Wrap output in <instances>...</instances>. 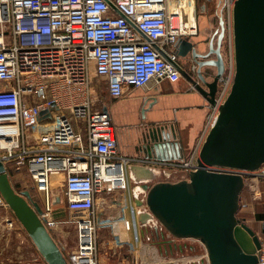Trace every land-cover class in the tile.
I'll return each instance as SVG.
<instances>
[{"label": "built area", "instance_id": "2783aa9c", "mask_svg": "<svg viewBox=\"0 0 264 264\" xmlns=\"http://www.w3.org/2000/svg\"><path fill=\"white\" fill-rule=\"evenodd\" d=\"M234 2L219 0L213 12L216 28L220 18L224 22L228 60L203 118L199 143L215 122L234 76ZM197 13V0H0V161L7 173L25 167L32 185L45 193L40 217L47 229L59 223L48 190L51 181H61L71 212L66 222L75 225L76 233L75 248L65 254L69 264H100L97 229L109 220L97 219L96 195L127 188L133 160L118 152L108 112L93 107L91 70L105 78L112 98L121 97L125 85L178 80L184 58L175 43L198 34ZM186 68L197 78L194 62ZM198 149L186 160L154 161L161 169H154L155 174L176 180L172 176L181 171L179 179L186 178L196 167ZM8 163H13L10 168ZM207 168L240 173L244 184L264 180V163L255 170ZM142 207L149 213L144 203ZM0 208L9 209L1 194ZM152 218L146 221L150 227L165 230ZM167 236L174 243L184 239ZM134 239H140L135 229ZM258 263L264 264L263 243Z\"/></svg>", "mask_w": 264, "mask_h": 264}, {"label": "water", "instance_id": "95a60500", "mask_svg": "<svg viewBox=\"0 0 264 264\" xmlns=\"http://www.w3.org/2000/svg\"><path fill=\"white\" fill-rule=\"evenodd\" d=\"M232 32L233 80L199 146L196 167L186 178L176 180H156L155 172L151 173L150 179L155 180L143 185L145 194L139 205L144 203L170 235L199 240L209 264H259L262 241L237 216L243 176L207 166L255 170L264 163V0H235ZM223 35L220 18L219 27L208 41H202L203 48L187 38L179 37L175 43L179 55L196 65L197 78L186 67H179L182 78L209 104L214 103L217 80L224 69ZM147 131L142 145L146 157L182 158L173 125ZM0 194L44 262L69 264L40 217V205L27 189L15 190L1 161Z\"/></svg>", "mask_w": 264, "mask_h": 264}, {"label": "crops", "instance_id": "0c3cea01", "mask_svg": "<svg viewBox=\"0 0 264 264\" xmlns=\"http://www.w3.org/2000/svg\"><path fill=\"white\" fill-rule=\"evenodd\" d=\"M205 18H207V15H205ZM211 20H213L212 17L206 19V27L204 28L206 31L201 32L202 34L200 33L201 39L198 42H194L200 44V47L203 46L201 43L204 39L208 41V38H210L209 31L211 28L208 25L212 22ZM222 55L224 59L228 60V50L224 43ZM183 60L187 66L189 58H184ZM201 71L214 72L212 68H203ZM103 80L106 85L105 78ZM98 102V110L107 111L111 122L115 126L118 152L133 158L127 168L128 187L116 188L110 192L103 191V193L96 195L97 219L99 221L110 220L100 224L97 229L99 261L100 264L118 261H124L126 264H150L145 259L146 255L143 256L139 251V245L141 246L143 242L147 226L150 227L146 222L150 218H145L142 215L146 211L139 203L143 201L145 194L143 185L153 181L150 178L154 169L161 170L155 166L154 161L157 162L164 159L146 157L145 150L142 148L144 144L143 134L148 132V128L162 126L169 128L170 125H173L176 130L175 140L180 145L182 158L170 160H186L201 144L199 140L202 122L208 111L209 103L191 88V84L182 76L176 81L164 79L159 82H150L142 87L125 85L122 96L118 98H112L106 89L102 97L98 96ZM176 173L179 174H176L175 179H179L182 172L178 171ZM172 178H174V175ZM155 179L160 180L162 178L157 176ZM24 183L25 181L22 183L23 187H27ZM56 184H58L57 180L51 181L50 189L48 190L49 198L50 190ZM31 186L35 194L40 197L43 203L41 209H43L45 193L38 191L32 184ZM56 195L57 198L53 197L55 198V204L52 215L59 223L48 228V230L65 256L67 252L75 248L76 233L74 230V233L67 234V232L62 230L61 226L63 224L68 225L70 223L66 222V220L70 217L71 212L66 208L61 188L56 190ZM126 222L129 224L128 228ZM106 227L111 228L113 238L103 239L102 230ZM134 229L140 236L139 240H134ZM152 230L157 238L155 243L164 250V254L161 252L155 254L151 249L153 254L149 256L156 255L157 264L172 263V257L171 255L167 257V252L170 253L176 248L177 241L174 243L170 236H167V231L165 230L155 229L154 227ZM125 234L126 237L123 238ZM103 244H106L104 249ZM42 264L46 263L42 262Z\"/></svg>", "mask_w": 264, "mask_h": 264}, {"label": "rangeland", "instance_id": "374dc122", "mask_svg": "<svg viewBox=\"0 0 264 264\" xmlns=\"http://www.w3.org/2000/svg\"><path fill=\"white\" fill-rule=\"evenodd\" d=\"M202 3H205V7L202 6ZM218 3L219 0H199V2H197V20L199 32L198 35L190 37L193 42H198V40L201 39V34L206 31V29H204L206 27V19H208V17H213V12L216 10ZM199 5L201 6L199 7ZM201 7L203 8V10H201ZM206 11H208V14L205 13ZM205 15H207V18H205ZM211 21L212 23L208 26L209 28H211L213 33V30H215L216 28L215 26L217 20L213 19ZM211 30L209 31V33L211 32ZM196 45L198 47V45L200 44ZM90 85L93 86L94 89V91H92V97L95 104L94 109H99L98 96L102 97L106 92V85L103 78L95 75L93 73V70H91ZM12 164L13 163H8V168H10ZM9 171L10 172L8 174V177L10 179V182L11 178L19 175L18 173H20V175L25 179L23 180L25 181L24 184L27 185V187L31 186L32 182L30 181L29 174L27 173L25 167H23L20 171H15V169ZM171 179H175V177ZM251 182L256 185H254L253 191L250 190ZM60 183L61 181H58V184H56L49 193L50 199L54 200L53 206L55 204V198H57L56 190L61 188ZM33 196V199L39 202L40 206H42L43 203L40 200V197L37 196L35 192L33 193ZM237 216L241 219L243 218L245 223L256 232V234L264 244V180H248L247 183L244 184L243 190L241 192L240 207L237 211ZM61 228L63 231L67 232V234H72L74 233L75 225L73 223H69L68 225L63 224ZM152 228L153 227L147 226L146 233H144L143 236V242L141 246L139 245V251L143 256L146 255L145 259L150 262V264H157L156 262L158 261L156 259V255H152L151 257L149 256L153 254L151 252V249L155 254H158L159 252L164 254V250L162 248H159L155 243L157 238ZM102 235H104L103 239L114 237L111 234L110 227L104 228V230H102ZM125 237L126 234L123 238ZM104 247L106 248V244H103V249ZM170 255L172 257V263L168 264H182L181 259H183V257H186L184 261L188 260L186 261L187 264H209L207 261V254L204 245L195 238H184L177 240L176 248H174L170 253L167 252V257ZM176 258H178V261L176 260ZM42 262L44 261L37 248L35 247L31 238L23 228L22 224L16 218L12 210L8 208L7 210H5L4 208H0V264H42Z\"/></svg>", "mask_w": 264, "mask_h": 264}, {"label": "trees", "instance_id": "16d2710c", "mask_svg": "<svg viewBox=\"0 0 264 264\" xmlns=\"http://www.w3.org/2000/svg\"><path fill=\"white\" fill-rule=\"evenodd\" d=\"M201 10H203V8L201 7ZM16 171V170H15ZM10 172V171H9ZM8 172V173H9ZM19 175H16L15 177L11 178V184L13 185V187L15 188V190L21 191L23 189L28 188L27 190L29 191V193L31 194V196L33 197V193H34V189L32 186L30 187H23V178L20 175V173H18ZM39 204V202H38ZM40 205V204H39ZM41 207V206H40Z\"/></svg>", "mask_w": 264, "mask_h": 264}, {"label": "bare ground", "instance_id": "6f19581e", "mask_svg": "<svg viewBox=\"0 0 264 264\" xmlns=\"http://www.w3.org/2000/svg\"><path fill=\"white\" fill-rule=\"evenodd\" d=\"M153 170V169H152ZM145 218H152V215L149 214L148 212H144V214H142ZM153 219V218H152Z\"/></svg>", "mask_w": 264, "mask_h": 264}, {"label": "flooded vegetation", "instance_id": "af4514ba", "mask_svg": "<svg viewBox=\"0 0 264 264\" xmlns=\"http://www.w3.org/2000/svg\"><path fill=\"white\" fill-rule=\"evenodd\" d=\"M197 2H199V0H197ZM201 5H199V7H200ZM202 6H204L205 7V3H202ZM213 32H214V30H213ZM214 36V38H215V35H213ZM223 47V46H222ZM213 56V55H212ZM182 61H184L183 59H182ZM184 63V67H186V63L185 62H183Z\"/></svg>", "mask_w": 264, "mask_h": 264}]
</instances>
